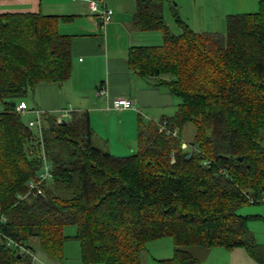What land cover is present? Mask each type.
I'll list each match as a JSON object with an SVG mask.
<instances>
[{"label":"trees","instance_id":"1","mask_svg":"<svg viewBox=\"0 0 264 264\" xmlns=\"http://www.w3.org/2000/svg\"><path fill=\"white\" fill-rule=\"evenodd\" d=\"M162 3L136 0L132 25L159 30L162 42L131 46L127 63L170 91L174 113L139 122L137 150L116 156L91 142L86 111L71 109L60 121L43 112L51 176L41 193L27 192L42 152L15 107L37 84L69 78L70 36L58 21L70 17L0 12V230L25 248L0 241V264L61 261L66 224L76 227L81 264H142L146 242L162 237L173 253L156 264H198L212 247L238 246L264 264L250 216L237 212L264 202V0L226 14L222 32L194 31L175 4L173 32Z\"/></svg>","mask_w":264,"mask_h":264},{"label":"crops","instance_id":"2","mask_svg":"<svg viewBox=\"0 0 264 264\" xmlns=\"http://www.w3.org/2000/svg\"><path fill=\"white\" fill-rule=\"evenodd\" d=\"M104 1L113 10L104 29L98 26L97 16L88 9L86 0H0V12H41L70 17L58 21V30L70 36L71 74L59 84H37L32 94V107L56 117L62 108L86 111L91 142L113 155L123 156L128 147L132 150L133 145H137L139 122L161 121L174 113L178 101L165 86L157 85L155 78L140 75L127 63L131 46L160 44L161 32L140 30L132 25L136 0ZM171 1L163 0V16L165 9L170 10ZM174 1L179 16L194 31L222 32L225 15L232 13L230 8L246 0H221L226 3L223 7L228 6L227 10L212 14L206 9L209 6L205 0ZM98 87H104L107 95H98ZM115 97L130 98L134 107L105 109L106 101ZM205 260L208 262L204 263ZM253 262L257 261L238 246L232 249L212 247L198 264Z\"/></svg>","mask_w":264,"mask_h":264},{"label":"rangeland","instance_id":"3","mask_svg":"<svg viewBox=\"0 0 264 264\" xmlns=\"http://www.w3.org/2000/svg\"><path fill=\"white\" fill-rule=\"evenodd\" d=\"M207 2V6L209 8H206L209 13H214V12H224L227 10L228 6L223 7L226 3L221 0H205ZM258 1L259 0H246L245 3L243 2L242 4L239 3V6H234L231 7L230 9L232 10V13L236 12H251L255 11L258 8ZM172 4H176V1L172 0ZM172 4L169 8L164 10V19L165 22L168 24L169 28L173 32L178 31V26L174 20V17L172 15ZM109 7V6H107ZM178 8V6H176ZM112 9L111 7H109ZM113 11V10H112ZM185 12V11H183ZM32 94L28 95L25 97V101L28 103L30 107H32ZM34 115L30 111L24 112L22 114V118L24 121L27 119L33 118ZM194 128L193 125L188 123L186 124L182 131H181V139L183 141L188 142L193 135ZM112 138H115V136H112ZM263 145H264V138H263ZM137 150V145L136 143L133 145L132 150L126 149L124 151L125 155H129ZM119 152V151H117ZM117 156V155H116ZM65 195L69 194V190H65L63 192ZM62 192L61 194L64 195ZM64 195V196H65ZM237 212L242 214V215H249L250 218L247 221V227L255 233L256 238L264 243V202H258V203H251V204H246L237 209ZM76 231V227L74 224H66L63 228V232L68 238L64 242L63 246V259L61 261H52L50 260V264H81L80 262V257H79V245L78 241L74 238V234ZM190 250L192 251L193 254L201 255L203 249L200 247H190ZM173 253V243L170 237H162L158 239H154L151 241L146 242L145 247L141 250L140 252V258L142 261V264H156V258H164V257H169ZM212 257V255H211ZM211 257L209 259H211ZM204 259V256H202V260ZM253 261V260H252ZM204 263H207L208 261H203ZM254 264H257V262H253Z\"/></svg>","mask_w":264,"mask_h":264},{"label":"built area","instance_id":"4","mask_svg":"<svg viewBox=\"0 0 264 264\" xmlns=\"http://www.w3.org/2000/svg\"><path fill=\"white\" fill-rule=\"evenodd\" d=\"M86 3L88 9L92 13H95V15L97 16L98 26L104 29L105 25L112 17L113 14L112 9H110L105 5L104 0H86ZM97 94L106 96L107 95L106 89L104 87H99L97 89ZM133 107H134L133 101L128 97H115L110 101L107 100L104 106L105 109H124V108H133ZM15 108L20 113H23L26 110H28L25 101H20ZM30 110L31 113H33L34 117L31 119H27L25 123L29 127V129L33 131L35 141L38 142V144L40 145L42 152V153L40 152L41 153L40 155L42 157V162L35 179H31L28 181L27 192L41 193L42 184L51 176V168L50 165L45 160L43 153V115H42L43 110L39 108H32ZM70 111L71 108L69 107L60 109L59 114L57 116V121H60L63 117L68 116ZM172 133L174 134L175 132L173 131ZM29 153H31L30 149H29ZM0 221H4L3 216L0 217ZM0 241H4L7 245H10L13 248L18 249L21 252H23V250L25 249L23 242L8 237L7 235L3 234L2 230H0Z\"/></svg>","mask_w":264,"mask_h":264},{"label":"water","instance_id":"5","mask_svg":"<svg viewBox=\"0 0 264 264\" xmlns=\"http://www.w3.org/2000/svg\"><path fill=\"white\" fill-rule=\"evenodd\" d=\"M14 105H15L14 102H12V103H11V106H14Z\"/></svg>","mask_w":264,"mask_h":264}]
</instances>
